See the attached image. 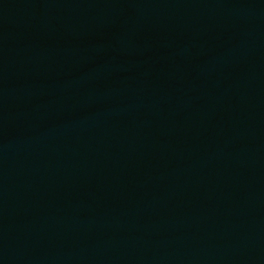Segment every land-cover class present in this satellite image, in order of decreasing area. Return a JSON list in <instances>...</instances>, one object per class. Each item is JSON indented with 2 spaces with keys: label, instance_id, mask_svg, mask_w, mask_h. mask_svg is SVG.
<instances>
[{
  "label": "water",
  "instance_id": "obj_1",
  "mask_svg": "<svg viewBox=\"0 0 264 264\" xmlns=\"http://www.w3.org/2000/svg\"><path fill=\"white\" fill-rule=\"evenodd\" d=\"M0 264H264V0H0Z\"/></svg>",
  "mask_w": 264,
  "mask_h": 264
}]
</instances>
